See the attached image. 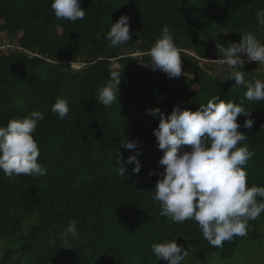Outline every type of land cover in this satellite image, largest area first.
Listing matches in <instances>:
<instances>
[{
  "label": "trees",
  "instance_id": "16d2710c",
  "mask_svg": "<svg viewBox=\"0 0 264 264\" xmlns=\"http://www.w3.org/2000/svg\"><path fill=\"white\" fill-rule=\"evenodd\" d=\"M52 2L0 0V33L6 37L0 43V126L40 111L44 119L33 137L38 162L47 170L12 180L0 171V264H167L152 250L165 240L185 248L187 264L197 257H191L194 248L198 257L232 258L243 245L249 255L262 239L264 213L248 222L246 236L219 248L208 243L196 221L173 223L159 215L153 195L165 166L153 132L159 117L147 109L158 107L166 115L174 108L196 111L214 96L240 104L255 121L251 129H238L247 136L241 145L255 153L244 166L247 186H264V101L247 100L244 87L201 63L221 59L216 44L239 43L241 34L255 33L264 42L256 17L264 0H80L86 15L75 22L57 19ZM125 14L131 40L111 48L106 33ZM164 26L191 81L149 67L148 52ZM74 63L85 66L73 70ZM110 69L122 71L118 100L104 106L99 90ZM241 71L247 79L256 76L251 63ZM57 98L68 102L63 120L52 112ZM244 120L237 117L241 125ZM126 140L140 143L127 149ZM137 152L138 174L126 162ZM119 157L124 176L118 174ZM71 221L79 237L66 244L63 233Z\"/></svg>",
  "mask_w": 264,
  "mask_h": 264
},
{
  "label": "clouds",
  "instance_id": "9594fccd",
  "mask_svg": "<svg viewBox=\"0 0 264 264\" xmlns=\"http://www.w3.org/2000/svg\"><path fill=\"white\" fill-rule=\"evenodd\" d=\"M51 8L57 19L75 22L83 20L86 15L80 0H53ZM256 17L260 27H264V10L258 11ZM132 34L130 17L125 14L112 23L106 39L110 42L109 47L117 48L129 42ZM240 36L239 43H230L228 47L216 44L222 55L218 61L233 69L227 79H234L236 85L246 89L244 97L247 100L264 101V42L252 32ZM148 55L153 71L161 70L168 78L181 76V56L168 26L162 28L161 36ZM246 62L259 64L252 79H246L245 71H241ZM109 72L111 78L99 90L98 99L104 106L117 102L122 71L110 69ZM52 112L62 120L68 117L67 100L57 98ZM147 112L159 117L158 127L153 132L159 149L163 151L159 164L165 166L153 195V200L160 203L159 215L173 223L189 219L196 221L203 237L217 248L223 247V243L234 236H246L248 222L264 213V186L248 187L244 167L255 153L247 144L241 145L247 136L238 131L241 127H253L255 121L251 112L231 100L226 102L220 96L201 104L196 111L174 108L170 115H166L157 107L147 109ZM239 115L245 116L243 125L237 122ZM43 119L40 111H32L28 117L12 119L6 126H0V171L9 180L20 175H46V168L38 162L40 150L33 137L37 122ZM139 143L138 140L122 142L127 149H136ZM138 155L137 152L126 161L135 164L132 172L136 174L141 169ZM116 164L118 174L124 176L127 170L121 166L120 157ZM153 174V171L149 172L150 176ZM69 237H79L75 221L69 222L63 233L66 244ZM152 250L158 261L164 260L167 264H181L188 255L176 240L154 243Z\"/></svg>",
  "mask_w": 264,
  "mask_h": 264
},
{
  "label": "rangeland",
  "instance_id": "374dc122",
  "mask_svg": "<svg viewBox=\"0 0 264 264\" xmlns=\"http://www.w3.org/2000/svg\"><path fill=\"white\" fill-rule=\"evenodd\" d=\"M56 33L61 34V29L58 28L56 30ZM260 34L264 38V28L261 30ZM224 35L228 38L230 37V34L227 31H224ZM4 39H6V37L3 36V33H0V43ZM128 51L131 52V50H128ZM135 55L138 56L141 54L136 53ZM201 63L203 66H206V67L211 66L213 68V70L211 71L213 72V74L217 76L228 77V74L230 73V71L233 70L229 68L227 65L220 64L218 59L202 60ZM247 63H251L253 66H255L256 69L259 67L258 62H247ZM84 66H85V63H74L71 69L79 70V69H82ZM114 66L117 67L119 66V64L115 61ZM145 66L146 65L140 64V67H145ZM149 67L151 68L150 65ZM180 77H182L183 79L187 81H191L192 79V77L187 73V71L183 67H182V74ZM195 88H197V86H195ZM261 228H262L261 229L262 239L258 241L259 243L256 246L252 247V251L249 255H246L243 245H241L238 248L237 253L232 258H221L217 254H210V253L208 255H205L204 257H198V251L194 248L192 250L193 252H192L191 257H194V256H197V257H195V260L190 262L189 264H264V223L261 225ZM181 264H187V258L181 261Z\"/></svg>",
  "mask_w": 264,
  "mask_h": 264
}]
</instances>
